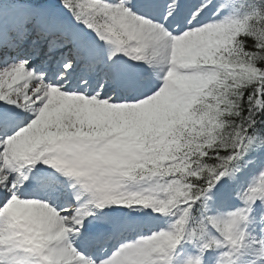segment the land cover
I'll return each instance as SVG.
<instances>
[{
	"label": "snow or ice",
	"instance_id": "6c2138e0",
	"mask_svg": "<svg viewBox=\"0 0 264 264\" xmlns=\"http://www.w3.org/2000/svg\"><path fill=\"white\" fill-rule=\"evenodd\" d=\"M0 264H264V0H0Z\"/></svg>",
	"mask_w": 264,
	"mask_h": 264
}]
</instances>
